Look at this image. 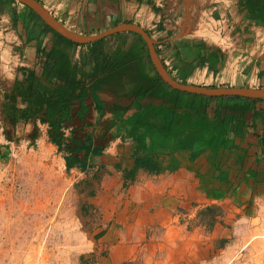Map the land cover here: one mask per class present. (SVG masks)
<instances>
[{
  "label": "crops",
  "instance_id": "crops-1",
  "mask_svg": "<svg viewBox=\"0 0 264 264\" xmlns=\"http://www.w3.org/2000/svg\"><path fill=\"white\" fill-rule=\"evenodd\" d=\"M210 1L215 19L213 30L216 33L213 35L223 36L221 41L212 40L210 33L200 27L195 14L200 6L198 0H165L162 7L155 6L154 0H45L41 3L61 25L83 36H96L122 24L138 26L149 36L169 75L177 77L175 80L180 83L186 78L184 85L264 88L263 12L257 7L261 0H255V13L248 10V0ZM5 20L11 23L10 18L5 17ZM155 23L156 29H151ZM9 36L21 37L17 33L8 34L7 40L12 39ZM140 40L137 33L121 32L90 43H95L93 46L57 44L58 47H53V56H68V72L64 70L65 73L83 85L87 93L83 103L85 111L82 112L80 101L70 102V119L61 129L65 139L68 138L65 141L69 144L67 149L70 151L76 146L69 141L76 136L74 132L81 134L82 139L77 149L83 144L91 149L102 148L99 155L88 154L85 165L90 172L77 166L71 170L79 169L80 174H87L84 179L96 191L88 198L89 203L100 209L103 223L107 221L97 244L102 253L98 259L100 264L105 261L121 264L144 249L150 257L154 253L158 255V260H204V249L198 244L200 240L192 243L191 250L173 258L172 244L167 238L181 236L185 239L193 234L198 237L196 230L186 231L175 221L211 204L225 210L228 200H246L255 192V185L264 184V100L208 98L174 90L158 77L143 40L147 55L142 54ZM54 42L51 34L45 36L44 43L37 49L34 42L21 50L13 43L1 45L0 42L2 88L11 90L21 85L27 90L33 83L43 99L54 95L64 86L60 74H47L45 69L48 51ZM96 53L107 56L108 61L114 58L122 61L126 53L136 57L138 64L133 62L110 73L108 87H131L134 80L124 76L138 77L141 68L149 67L165 86L158 85L143 99H137L136 94L122 96L99 90L96 95L103 106L98 108L90 89L109 71H101L99 61H93ZM240 53L245 54L246 59L237 66ZM62 64L60 61L56 65V71ZM12 95L11 91L10 97ZM20 99L25 103L18 108L30 106L25 95L17 96L16 104ZM150 110L154 113V122L157 119L166 121L169 117L167 123L174 118L172 121L176 124L165 125L169 131L162 134L152 128L147 135V149H141L139 143L130 139L137 135L132 127L137 118ZM204 113L206 124L203 123L201 131L193 132L190 122L198 121ZM59 115L56 111V117ZM115 115L122 117L124 122L119 125V133L115 132L118 127ZM194 115L197 117L190 120ZM44 117L45 110H42L31 119L40 122ZM41 124L49 130L47 124ZM122 129L124 134H121ZM77 151L81 154L73 156L85 159V151ZM132 152L149 153L157 159L143 167L134 184L124 190L120 188L122 173L115 167L119 164L129 168ZM94 175L95 180L91 178ZM108 208L116 212L114 219L107 216V212L108 218L105 217ZM174 244L177 248L185 242ZM108 246L113 250L105 252Z\"/></svg>",
  "mask_w": 264,
  "mask_h": 264
},
{
  "label": "rangeland",
  "instance_id": "rangeland-1",
  "mask_svg": "<svg viewBox=\"0 0 264 264\" xmlns=\"http://www.w3.org/2000/svg\"><path fill=\"white\" fill-rule=\"evenodd\" d=\"M16 4L19 23L28 8L17 1ZM6 91L9 88L6 90L0 85V104ZM24 103L20 99L15 105L21 107ZM8 116L9 113L4 115L1 111L0 264H88L87 260L99 252L97 235L107 221L103 223L100 209L94 213L83 209L86 201L79 182L87 174L79 173L80 165L77 171L66 168L64 157L69 155V150L64 145L58 147L51 143L48 128L41 122L29 119L13 125ZM115 120L118 125L115 132L119 133V125L124 122L119 115H115ZM34 124L36 138L32 139ZM73 134L76 136L69 141L77 149L81 134ZM85 171L90 172L87 168ZM254 190L246 200H228L223 221L217 217L213 227L209 226L208 217L199 215L206 207L175 221L186 231L196 230L198 237L193 234L185 239L167 238L172 244L173 258L191 250L192 243L200 240L204 260H158L153 250L154 255L150 257L144 249L132 262L127 260L121 264H264V184L255 185ZM106 212L114 219L116 212L105 209L106 218ZM221 239L226 241L225 247L217 248ZM183 241L185 244L175 247L174 242ZM112 250L109 246L105 248V252Z\"/></svg>",
  "mask_w": 264,
  "mask_h": 264
},
{
  "label": "trees",
  "instance_id": "trees-1",
  "mask_svg": "<svg viewBox=\"0 0 264 264\" xmlns=\"http://www.w3.org/2000/svg\"><path fill=\"white\" fill-rule=\"evenodd\" d=\"M41 5V1L37 0ZM9 4L12 5V8L9 7ZM248 10L251 13H255V10L260 8L263 12L262 14V25H264V0H261V3L256 7L255 0H248L247 2ZM27 9V8H26ZM27 14H24L22 22L18 23L19 17L17 14V4L16 0H0V42L1 45L4 43V45L8 44L7 42L13 43L14 46H16L18 49L24 48L26 45H30L31 42H34V47H39L40 44L44 43V38L46 35L51 34L52 40H55L54 44L51 45L46 62H45V69L47 74H60V78L64 81V86L58 88L54 95L51 97H47L46 99H43L41 95L39 94V91L37 88L33 87V83L30 85L31 88L27 89L25 87H22L21 85L14 86L10 91H8V94H5L3 96V102L0 104V113L2 111V114L9 113L8 119L11 120V123L15 125L18 121H24L27 122L29 119L33 118L35 113L42 112V110H45V117L44 120H40L41 123H45L49 126L48 130V138L51 143L54 145L61 147L64 145V147H68L69 144L65 143L66 140L64 137V133L61 131L63 123L68 121L70 119L69 115V105L70 102L73 101H80L82 112L86 110L84 107V99L87 96L86 88L81 85L77 84L74 80V78H71L69 74L65 73L64 70L68 72V66H69V58L65 55H58L53 56V48L60 46L61 44H67V45H73V46H79L76 44H73L63 37L57 35L53 30L49 29L47 26L42 25V23L39 21L37 16L29 9H27ZM4 15H7L10 18L11 23L6 22ZM20 34L21 37L16 38L15 36H9L10 38L14 39L12 42V39H6L8 34ZM24 38V40L22 39ZM19 39V40H18ZM21 39V40H20ZM141 42V51L143 55H147L146 48L144 46V43L142 40ZM96 43V42H95ZM93 43V44H95ZM58 44V46H57ZM93 44L89 45H83V46H93ZM145 55V56H146ZM107 56H101L100 53H96V55L93 56V61L96 62L99 61L98 64H100L101 71H104L108 69L109 74L104 75L102 78L98 79L94 82L92 88L90 89L91 96L94 99V102L96 103V106L98 108H102L103 104L100 102L96 95V91L99 90H105L113 92L117 95H128L132 96L136 94L137 99H143L147 95H151L153 91L158 87V85L165 86L161 80L157 77L156 73L154 72L153 68L149 67L147 69H140L138 77L134 76H124L126 79L129 77L130 80H134V84L131 87L127 88H112L108 87V81L110 80V76H112L110 73L112 71H115V69H118L120 67L125 68L128 64H131L133 62H136V57H131L129 54H125V57L122 61H118L115 58L113 61H108ZM62 61L61 68L56 71L57 67L56 65ZM137 63V62H136ZM96 64V66L98 65ZM138 64V63H137ZM56 71V72H55ZM151 72V75L149 74ZM175 79H178L177 77ZM182 83L186 84V78L182 79ZM148 84V85H147ZM11 91L14 95L11 96ZM179 94V92H177ZM25 95L27 99H29L30 106L26 108H18L16 107V97L17 96H23ZM51 101L53 103L51 104ZM152 110V109H151ZM148 111L145 116H141L140 118H137L136 121H134L135 126H133L132 132L134 134H137L131 137L132 141L134 143H139L141 146L139 148L141 149H147L146 143H147V135H149L152 132V128H157L158 133L162 134L165 131H169V128H167L165 125H173L176 124V122H173L172 120H169L167 123L166 121H161L160 119H157V122H154V113ZM56 111L59 112V116L56 117ZM198 114V113H197ZM197 116H192L190 120H193ZM198 121L190 122V125L194 128H191L193 132L201 131V126L203 123L206 124V119L204 115H201L198 117ZM198 123V125L196 124ZM159 125L158 127L156 125ZM195 125H197L195 127ZM37 126L33 127V132L36 131ZM207 130V129H206ZM218 130V129H217ZM209 134V131L207 132ZM213 132H210V135H213ZM35 132L32 137V139H35ZM163 139V138H161ZM77 150H84V158L81 160L78 156L74 157V153ZM102 148L100 149H91V146L84 145L81 146L79 149H76L75 147L72 148L69 151V155L64 157L66 168L72 169L76 167L77 165L81 166V169L84 171L86 168V158L88 154L92 152L94 155L101 154ZM158 156V154H157ZM156 160L157 157L152 158L149 153L143 154V153H137L132 152L130 155V163L131 166L128 167H122L121 165H116V169L120 170L122 173V184L121 188L124 190H127V188L134 184L136 181V176L138 172L145 166L153 163L152 161ZM95 177V175H94ZM79 184L82 186V193L85 199V204L83 205V209L85 212L94 213L98 211V208L93 207L90 203L88 198L92 197L96 194V191L91 187L89 181L86 179L79 182ZM199 215L208 217L209 218V226L212 227L216 221L217 217H222L221 221H223V208L220 205L217 204H211L207 206L204 210H202ZM104 234V227H102L101 231L98 233V238H100ZM226 241L224 239H221L217 245V248H224ZM98 252V251H97ZM102 255V253L98 252L97 254L91 256L92 260H87L88 264H98L99 258ZM132 262V260H131ZM124 263V262H123Z\"/></svg>",
  "mask_w": 264,
  "mask_h": 264
},
{
  "label": "water",
  "instance_id": "water-1",
  "mask_svg": "<svg viewBox=\"0 0 264 264\" xmlns=\"http://www.w3.org/2000/svg\"><path fill=\"white\" fill-rule=\"evenodd\" d=\"M16 1L30 9L39 18V20L49 29L53 30L58 35L78 45L90 44L109 35L121 32H134L139 34L142 40L145 42V45L148 49L151 64L158 77L162 80L164 84L174 90L208 98L241 97L246 99L264 100V88H203L194 85H184L176 81L171 75H169V73L166 71L163 64L159 60L154 44L151 42L147 33L138 26L132 24H122L96 36H83L73 31H70L63 25H61L56 19H54V17L50 15V13L45 8H43V6L37 0Z\"/></svg>",
  "mask_w": 264,
  "mask_h": 264
},
{
  "label": "built area",
  "instance_id": "built-area-1",
  "mask_svg": "<svg viewBox=\"0 0 264 264\" xmlns=\"http://www.w3.org/2000/svg\"><path fill=\"white\" fill-rule=\"evenodd\" d=\"M154 1H155V6H161L162 7L165 0H154ZM198 1H199L200 6H199V8L195 14H196L197 19L199 21L200 27L202 29H205L206 32L210 33V36H211L210 38L212 40H216V41L220 40L221 41L223 36H219L218 34L213 35V32H215L213 30V28L215 26V19H214V16L212 14V8L210 6L211 1L210 2H208V0H198ZM151 27H152L151 29H156V23L154 25H152ZM214 37L216 39H214ZM255 43H256V41H255ZM239 57L240 58L236 62L237 66L241 65V63L244 62V59H246V56L243 53H240Z\"/></svg>",
  "mask_w": 264,
  "mask_h": 264
}]
</instances>
